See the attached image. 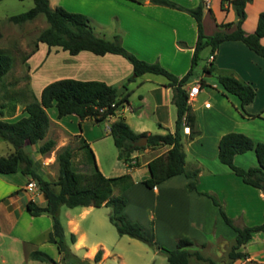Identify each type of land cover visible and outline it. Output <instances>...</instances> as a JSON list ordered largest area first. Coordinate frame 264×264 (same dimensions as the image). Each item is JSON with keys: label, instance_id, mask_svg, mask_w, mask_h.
Here are the masks:
<instances>
[{"label": "crops", "instance_id": "1", "mask_svg": "<svg viewBox=\"0 0 264 264\" xmlns=\"http://www.w3.org/2000/svg\"><path fill=\"white\" fill-rule=\"evenodd\" d=\"M172 1L192 8L200 0ZM103 2L106 6H103ZM219 3L220 0H204L201 21L205 35L213 34L220 29L231 32L235 27L236 18L232 8L228 6L221 9ZM63 6L72 12L86 13L83 9L68 8L65 4ZM97 6H100L102 10L96 11L95 14H99L103 19L96 18L95 33L96 35L98 33L97 36L100 34L101 37L109 39L118 35L122 46L136 58L148 63L157 62L178 78L186 73L196 40V25L190 15L169 7L152 4L149 0H101ZM105 7L107 9L104 11ZM262 10H264V0H250L245 5L246 17L241 23L243 31L250 33L254 30L258 13ZM115 17L118 27L112 28L110 20ZM259 42L264 46V37H261ZM241 43L236 40L222 42L213 54L208 53V56L213 55V58L208 61L207 56L204 66L211 63L212 70H215L217 75H231L249 84L254 89L253 99L244 106L242 112L238 110L239 103L232 102L227 93L216 85L217 80L216 83L212 82L210 85V88L214 89L211 93H203L202 86L199 87L195 95H188V104L194 115L198 135L188 138L189 128L183 126L181 149L184 153L185 170H197L196 191L216 194L222 200L228 217L232 220L239 218V225L253 226L262 221L264 211L262 192L244 184L217 159V142L225 133L239 132L248 136L253 142L264 143V61L252 51L247 50ZM38 48L37 44L36 49ZM59 51L67 54L66 58L63 57V61L67 60L72 63L63 64L62 68L66 72H63L61 76H53L49 82L61 78L96 80L117 89L122 85L125 86V80L131 74L130 63L116 54L94 55L88 51H79L74 55H69L58 47H47L45 53L49 56L51 52L56 54ZM203 74L210 75L204 71ZM153 76L160 75L143 74L132 81L134 86L128 88L125 86L121 93H127L126 101L118 106L113 115L105 118L102 126V122H95L92 118L79 120L74 114L58 117L54 105L45 108L49 120L45 135L24 149L34 163L42 156L38 148L47 140L54 141L52 150L47 153L55 155V151L67 144L68 137L80 135L92 150L99 171L104 176L111 177L107 174L108 172H104L99 167L97 154L99 151L100 157L104 158V147L108 144L112 154L111 158L113 156L115 160L113 162H120L118 169L122 171L121 174L128 173L132 179V184L128 188L122 192L114 188L112 194L122 195L124 198L127 193L131 197L133 194L139 195L131 202L134 204L133 208L129 209L127 207L129 202L126 201L123 209L125 216L130 221L144 219L143 221L147 222L149 218H152L151 221L154 224L151 233L158 241L157 243L167 250L175 247L178 238H187L193 241L194 249H198L204 257L209 258L214 264H224L225 252L232 243L235 232L223 223L208 197L186 189L185 185L192 181L191 178H185L182 174L176 175L151 189L144 187L141 183V180L147 176L146 163L154 156L166 151L168 146H145L134 150L130 155L132 166H127L125 162L116 157L117 149L107 131V127L115 120L122 119L134 133H144L146 136L164 134L174 129L175 107L171 103V88L166 85L164 77L154 78ZM199 81L206 84V81L201 78ZM195 82L191 78L187 85L190 87ZM34 97L38 99V95ZM20 107L16 104L14 114L8 116L9 118H0V120L14 121L25 116L24 111H19ZM124 112H129V115L126 116ZM7 151L12 152V148L7 147ZM232 162L235 166L244 169L257 165L252 150L234 155ZM141 168L144 170L140 172L136 180L134 177ZM16 174L0 176V264H28L30 261L41 264L44 262L31 260L28 254L32 250H38L36 249L37 242H46L51 220L45 214L30 215L25 209V203L32 200L37 206L42 207L45 206L46 200L37 188L34 189V195L26 189V181L29 177L22 175L20 179ZM203 182L205 188H200ZM233 186L246 196L240 197L239 194L236 198L238 201L228 199L226 194ZM146 193L152 194L157 206L159 205L158 214L155 209L150 212L145 211L148 210L143 200ZM221 193L224 194L221 195ZM76 207L75 212L67 211L66 209H71L69 207L63 211L65 242L73 254L83 250L79 258L88 261H91L96 251L100 250L101 258L95 264H103L110 253L108 247L99 236L89 238V227L82 224L91 209L98 207ZM143 208L148 213L146 218L141 213ZM156 221H158V227ZM141 225L146 224L141 222ZM209 233L212 237L207 238ZM71 235L73 240L70 239ZM201 245H203L202 248L199 247ZM206 250H212L213 254L206 253ZM243 251L247 253V257L235 260L232 264H264V232H253L244 244ZM154 253L160 255L161 260H166V253L160 248H157ZM114 257L122 259V255L117 252L114 253ZM60 258L61 254L57 253V258L52 259L63 263ZM119 263L123 264V261L120 260ZM190 264L209 263L191 260Z\"/></svg>", "mask_w": 264, "mask_h": 264}, {"label": "trees", "instance_id": "2", "mask_svg": "<svg viewBox=\"0 0 264 264\" xmlns=\"http://www.w3.org/2000/svg\"><path fill=\"white\" fill-rule=\"evenodd\" d=\"M32 1L33 6L30 9L8 18L13 23H22L32 20L38 14L44 16L47 27L38 33L35 47L30 54L36 49L37 43H44L47 47H58L69 55H74L79 51H88L94 55L116 54L123 57L131 65V74L126 78V81H134L143 74L160 75L166 79V85L172 91L171 103L175 107L172 132L149 134L146 136V144L137 147L133 146L132 142L145 134L134 133L122 119L113 121L108 126L107 131L117 149V159L125 162L127 166H132L130 155L134 150L145 146H168L166 151L154 156L146 163L147 176L141 180L144 187L151 189L173 176L182 174L185 178L192 179L186 183V189L196 191L197 170H185L184 153L181 149L183 126L189 128L188 138L198 135L194 115L188 104L189 86L187 83L192 78L200 52L204 48H208L209 54H213L224 41H240L264 61V46L259 42V39L264 37V10L258 13L254 30L246 33L241 28V23L245 17L244 7L250 0H220L221 9L228 6L232 8L236 18L235 27L231 32L220 30L205 35L201 21L204 0H200L192 8L184 7L171 0H149L152 4L185 12L195 21L196 40L193 45L190 66L186 73L178 78L157 62L148 63L136 58L122 46L118 35H114L111 39L97 36L85 15L69 12L61 6L51 8L48 0ZM11 64V57L0 50V81L9 71ZM211 70V63L203 67V71L209 74ZM216 80L225 93L237 97L241 111L254 97V89L249 84L241 82L231 75L219 74L216 76ZM202 85L203 82L199 81V87ZM115 90L114 87L96 80L72 78L53 80L41 88L38 99L33 97L24 104L25 116L9 122L0 120V139L12 146V152L7 156H0V176L20 173L29 177L26 185L34 182L37 190L43 194L46 200L45 206H37L32 200H28L25 203V209L30 215L45 214L50 218L51 227L46 234V242L54 245L57 253L61 254L60 259L63 260V263H60V260L54 261L48 254L40 250L30 251L29 259L50 264L97 263L101 258L100 250L96 251L91 261L80 259L70 251L65 242L63 227L59 220V210L61 206L69 208L104 206L109 209L108 221L118 235H125L149 246L160 248L166 253L164 264H190L191 260L214 264L209 258L204 257L198 249H194L192 240L178 238L175 247L167 250L161 247L152 235H147L141 226L130 221L123 214V209L126 206L125 198L122 195L112 194L113 188L122 192L132 184L130 175L123 173L111 177L104 176L95 163L92 150L80 135H75V137L79 142V149L85 150L82 151V159H78L75 163L73 158L76 151H72L71 147L67 145L56 151L54 162L57 164L58 174L53 183L43 179L32 168V158L24 148L34 144L45 135L49 123L45 108L54 105L58 117L74 114L79 120L92 118L95 122H100L113 115L118 106L126 101L127 93L116 95ZM6 104V102L0 103V117L4 116ZM100 109L101 111H99ZM14 111L15 104H8V116H12ZM247 116L257 117L258 115ZM53 146L54 141L49 139L38 148V152L40 154L50 152ZM248 150L253 151L257 165L246 169L235 166L232 162L233 156ZM217 159L226 165L234 175L238 176L243 183L259 190L264 188V143L253 142L248 136L239 132L225 133L217 142ZM196 193L208 197L211 203L217 207L223 223L235 232L232 243L225 252L224 264H232L235 260L246 258L247 253L243 251L246 241L253 232H264V211L262 221L259 224L253 226L236 225L225 214L213 194L198 191ZM262 198L264 201V194H262ZM70 239L73 240L72 235ZM199 247L202 248L203 245Z\"/></svg>", "mask_w": 264, "mask_h": 264}, {"label": "rangeland", "instance_id": "3", "mask_svg": "<svg viewBox=\"0 0 264 264\" xmlns=\"http://www.w3.org/2000/svg\"><path fill=\"white\" fill-rule=\"evenodd\" d=\"M48 3L51 8H53L54 6H61L67 11L69 10L66 7H64L63 4H65L68 8L74 7L76 9H83L86 13H82V12H79V13L84 14L89 19V24L92 27V30L94 33H95V30H97L96 18L103 20L102 18H100L101 16L99 14H95L96 11L102 10L100 6H97L98 3H101V0H48ZM104 5L106 6L105 2H103V6ZM32 6H33L32 0H0V50L6 52L12 59V64H11L9 71L3 76V78L0 81V103L1 102L7 103L6 104L7 107L4 110V116H3L4 118L6 117L9 118L8 113H7L8 104L10 103L15 104V105L18 104L21 106L19 108V111L20 112L23 111L24 104L27 101H30L34 97V95L35 96L39 95L40 88L43 85L47 84V82L49 83V80L53 78V76H56V77L59 75L61 76V74H64L63 72H66L65 69L62 68L63 64L72 63L67 60L63 61V57L66 58L65 55L67 54L66 53L62 54L61 51L57 52L56 54H53L51 52V54L47 56L45 53L47 46L44 43H37L39 48L35 49L32 55H30V53L35 47V41H36V37L38 33L47 27V22L44 16L42 14H38L32 20L25 21L22 23H13L8 18L10 16L23 13L27 11L28 9H30ZM107 7L103 8V10L105 11ZM69 12H72V11H69ZM245 17H246V14H245ZM110 23H111L110 26L112 28L118 27L116 17L111 18ZM220 30L225 31V29H220ZM208 53H209L208 49H204L199 54V59L196 65L194 66L193 75H192V78L196 82H199L200 78L206 81V84H203L201 87L203 93H206V92L211 93L214 91V89L210 88V85L212 82L216 83V76L218 74L215 70H212L210 75L206 76L205 74H203V66L205 65V61L208 56ZM29 56L31 57L29 58L28 61H26L27 58L25 57H29ZM153 77L162 78L161 76H153ZM124 84L127 88L133 85L132 81H126V80ZM216 85H219V84L216 83ZM125 86L122 85L120 88L122 87L125 88ZM227 96L232 102H238V99L236 96L231 95V94H227ZM195 105L196 103L194 104V106ZM238 110H240L239 107H238ZM124 113L126 116L129 115V112H124ZM3 117H0V118H3ZM4 120L8 122L10 121L8 119H4ZM104 120L105 119L100 121L102 122L101 126L104 124L103 123L105 122ZM66 145L70 146L72 151H76V154L73 158V161L75 163H77L78 159H82L83 157L82 151H85V150L83 148L79 149V142L77 141V138L75 136L68 137ZM7 147H9L10 149L12 148L10 144L0 139V156H7L9 154L7 151ZM104 152H105L104 158H101L99 151H97L98 158H99V167L104 172H108L107 174H110L109 176H116V175L121 174L122 171L118 169L120 166V162L118 163L113 162L115 160L113 156L111 158L112 154H111V150L108 144H105ZM112 163H113V166L111 167ZM33 164H32L33 169L43 179L51 183H53L56 180L57 174H58V168H57L56 162H54V154L52 153L42 154L41 158L36 160ZM110 168H112L111 171H110ZM143 170L144 169L141 168L136 173V177H134L136 180L138 179L137 177L140 176L139 175L140 172ZM16 175L20 179L21 177H23L22 174L20 173H17ZM144 176H146V174H144ZM238 181L240 183V180ZM200 188H205L204 182L202 183V185H200ZM34 189L30 192L32 195L35 194ZM211 194H213V196L217 199L218 203L221 205L224 211L222 200L219 199L216 196V194L214 193H211ZM222 194L224 193H221V195ZM239 194L241 195L240 197L246 196L243 192L237 191L236 188L233 186L230 192L229 191L227 192L226 196L228 197V199L236 200ZM138 196H136V194H133V196L131 197L129 193L125 195L126 197L125 200L129 202V204L127 203L128 204L127 207H129V209L130 207L133 208L134 204H132L131 202ZM145 196L146 197L143 200L145 202V205L148 207V210H145V211L150 212V211H154L155 209L158 214L157 210L159 208V205L157 206L155 199L152 198V194L146 193ZM214 207L216 208L218 212L217 207L216 206ZM65 209H66L65 206H61L59 210V220H60L62 227L64 226V222H65V217L63 213ZM66 210L75 212L77 211V207L66 209ZM108 211L109 209L107 207L92 208L90 213L86 216L85 221L82 222L83 225L89 227V230H90L89 235H88L89 238H95L99 236L104 240L106 247H108V250L110 251V253L104 260L103 264H120L119 263L120 260L123 261V264H164L166 262L165 259L164 260L160 259V255L154 253L157 248L153 246H149L139 240L129 238L128 236L118 235L114 227L108 221V218H107ZM145 211L143 208L141 210V213L142 215L144 214L145 215L144 217L146 218L148 213ZM149 219L150 220H148L147 222L146 220L143 221L144 219L143 220L138 219L139 221H133V222L141 226L145 230V233L147 235H152L154 239V236L151 233L154 222L151 221L152 218H149ZM141 222H145L146 225L142 226ZM233 222L236 225H239L238 222H240V219L238 218L236 220H233ZM156 226L157 227L159 226L158 221H156ZM65 235H67V233ZM211 235L212 234L209 233L207 238L212 237ZM158 238L160 239V237ZM154 240L158 242L156 239ZM36 244H37L36 249L45 252L54 260L57 258L56 249L52 244L45 242V241L43 242L40 241V242H37ZM82 252L83 250L76 251L75 255L77 254L76 256L80 257ZM115 252L121 254L122 259L114 257ZM206 253L213 254V251L206 250ZM28 264H38V263H35L34 261H30ZM41 264H47V263H41Z\"/></svg>", "mask_w": 264, "mask_h": 264}, {"label": "built area", "instance_id": "4", "mask_svg": "<svg viewBox=\"0 0 264 264\" xmlns=\"http://www.w3.org/2000/svg\"><path fill=\"white\" fill-rule=\"evenodd\" d=\"M213 58V55H209L208 56V61H211ZM198 89H199V82H195L194 85L190 86L189 87V90H188V95H195L197 92H198ZM101 111V109L99 110ZM107 130H108V127H107ZM34 188H36L35 186V183L34 182H30L26 185V189L28 191H32Z\"/></svg>", "mask_w": 264, "mask_h": 264}, {"label": "water", "instance_id": "5", "mask_svg": "<svg viewBox=\"0 0 264 264\" xmlns=\"http://www.w3.org/2000/svg\"><path fill=\"white\" fill-rule=\"evenodd\" d=\"M123 90H124V87L119 88V89H116V90H115V94H116V95H120L121 91H123ZM145 144H146V135H143V136L139 137L138 139H136V140H134V141L132 142V145H133V146H137V147H142V146H144ZM261 192H262V194H264V188L261 189ZM62 261H63V260L61 259V262H62Z\"/></svg>", "mask_w": 264, "mask_h": 264}]
</instances>
